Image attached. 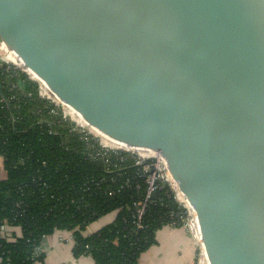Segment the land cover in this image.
I'll list each match as a JSON object with an SVG mask.
<instances>
[{"label":"water","instance_id":"water-1","mask_svg":"<svg viewBox=\"0 0 264 264\" xmlns=\"http://www.w3.org/2000/svg\"><path fill=\"white\" fill-rule=\"evenodd\" d=\"M0 38L91 126L166 159L210 264H264V0H0Z\"/></svg>","mask_w":264,"mask_h":264},{"label":"trees","instance_id":"trees-1","mask_svg":"<svg viewBox=\"0 0 264 264\" xmlns=\"http://www.w3.org/2000/svg\"><path fill=\"white\" fill-rule=\"evenodd\" d=\"M0 87V158L6 172L0 177V264L43 260L34 250L56 231L73 233L74 257L141 264L160 229L183 225L174 214L185 209L163 188L139 229L135 204L145 198L148 183L135 157L102 150L39 95L38 83L1 60ZM110 214L116 215L113 223L87 234L90 225Z\"/></svg>","mask_w":264,"mask_h":264},{"label":"crops","instance_id":"crops-1","mask_svg":"<svg viewBox=\"0 0 264 264\" xmlns=\"http://www.w3.org/2000/svg\"><path fill=\"white\" fill-rule=\"evenodd\" d=\"M11 59L17 64L23 62L18 54L11 52ZM0 177L5 178L6 172L0 158ZM116 215L110 214L98 219L87 229L91 235L115 221ZM198 230V232H197ZM183 226H166L156 233L157 244L145 252L141 264H193L196 260V246L193 238ZM12 233L13 231L10 230ZM197 238L201 239L200 227L196 228ZM17 236H21L17 234ZM204 248V244L202 242ZM74 235L68 231H56L47 236L42 244L44 259L34 264H96L90 255L74 257ZM202 264H210L204 250Z\"/></svg>","mask_w":264,"mask_h":264},{"label":"built area","instance_id":"built-area-1","mask_svg":"<svg viewBox=\"0 0 264 264\" xmlns=\"http://www.w3.org/2000/svg\"><path fill=\"white\" fill-rule=\"evenodd\" d=\"M11 52L12 51L8 49V47L4 44V42H0V60L2 61V63L9 65V67H14L13 65L15 64L17 67H14V68L19 67V69L21 70L22 66L18 65L16 62H14L11 59L10 57L12 55ZM26 74H29V73H26ZM30 79L38 83L39 95L42 98L47 99L48 101H50L51 103L59 107V103H56L53 99L50 98V96L46 93V90L43 88V85L39 80L33 78L31 75H30ZM63 111L64 113L63 112L62 113H63L64 118L68 119L72 124H74L76 129H81L82 131H85L87 133V136H91L92 138L96 139L102 150H105L107 152H113L114 154H117V153L131 154L135 157L136 164L142 167L143 175L146 177V181L148 183V189H147V193L143 201L137 202L135 204L137 206L136 219L138 220L137 226L139 229L144 228V225L142 224V219H143L144 214L147 211L149 203L153 201L152 195L155 192H159V189L162 186L163 182L167 184L166 188H169L171 190V192L174 194V197L177 203L185 209V213H180L177 215L174 214V216H177V218L180 217V219H182L181 220L183 223L182 226L185 227L186 230L191 229L192 231L191 234L194 239V242L196 243V245L198 246L200 250V263H202L205 247L203 248L202 246V235H201V239L197 238L196 218L194 215L195 212L191 209V206L189 205V203H187V201L183 199V197L181 196L178 186L175 180L173 179L172 174L169 171L168 163L166 159L161 154L155 151H154L155 155H153L152 153H150L153 150H149V149L148 151L146 150L141 151L139 150L141 148L130 147L133 149H122V148H112L110 146H107L104 144L103 139L101 137L97 136L89 128L81 125L76 120H74L71 116H69L66 113L65 109ZM71 120H73V122ZM87 129L89 131H87ZM86 140L89 141V137H87ZM142 149H145V148H142ZM169 226L174 227L176 226V223L169 225ZM6 228L7 227L5 225H2L3 231ZM200 233H201V230H200ZM41 254H43L42 246L40 247L37 246L34 250V256L38 258L41 256Z\"/></svg>","mask_w":264,"mask_h":264},{"label":"bare ground","instance_id":"bare-ground-1","mask_svg":"<svg viewBox=\"0 0 264 264\" xmlns=\"http://www.w3.org/2000/svg\"><path fill=\"white\" fill-rule=\"evenodd\" d=\"M18 65L24 67V63L23 62L19 63ZM27 72L33 78L39 80L42 83L43 88L46 90V93L50 96L51 99H53L56 103H59V104H61V105L64 106V109H65L66 113L69 116H71L74 120H76L81 125L89 128L97 136L101 137L103 139V142H104L105 145L110 146L112 148L133 149V148H130L128 145H125L123 143H120V142H118V141L110 138L109 136L105 135L104 133H102L97 128L91 126L76 109H74L72 106H70L69 104H67L64 101H62L61 98L52 91V89L49 87V85L43 79H41L40 77H38L35 72H33L31 69H27ZM139 150H141V151L142 150L148 151V149H142V148L139 149ZM150 153H152L153 155H155V152L154 151H151ZM178 189H179V187H178ZM179 191H180V189H179ZM180 194L183 197V199H185L187 201L185 195L181 191H180ZM187 203H188V201H187ZM191 209L194 211V209L192 207H191ZM194 215H195V218H196V228H199L200 226H199V222H198V219H197L196 212L194 213Z\"/></svg>","mask_w":264,"mask_h":264},{"label":"rangeland","instance_id":"rangeland-1","mask_svg":"<svg viewBox=\"0 0 264 264\" xmlns=\"http://www.w3.org/2000/svg\"><path fill=\"white\" fill-rule=\"evenodd\" d=\"M0 42H2V40H1V38H0ZM14 67H17L15 64L13 65ZM22 70V69H21ZM22 71H24L25 72V70H22ZM25 73H28V72H25ZM28 76H29V78H30V75L29 74H27ZM59 107L62 109V112L64 113V106L63 105H61V104H59ZM72 122H73V120H71ZM87 131H89L88 129H87ZM187 233H189L190 235H191V237H192V231H191V229H188L187 231H186ZM193 238V237H192ZM194 240V239H193ZM195 246H196V260H195V262L193 263V264H202V263H200V250H199V248H198V246L196 245V243H195Z\"/></svg>","mask_w":264,"mask_h":264}]
</instances>
